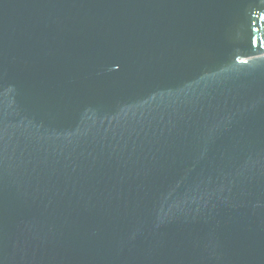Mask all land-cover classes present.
I'll list each match as a JSON object with an SVG mask.
<instances>
[{
	"label": "water",
	"instance_id": "95a60500",
	"mask_svg": "<svg viewBox=\"0 0 264 264\" xmlns=\"http://www.w3.org/2000/svg\"><path fill=\"white\" fill-rule=\"evenodd\" d=\"M0 264H264V0H0Z\"/></svg>",
	"mask_w": 264,
	"mask_h": 264
}]
</instances>
